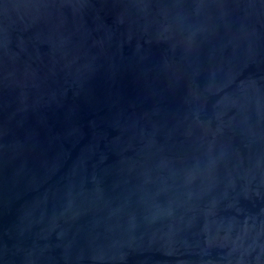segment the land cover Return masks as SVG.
<instances>
[{"label": "water", "instance_id": "water-1", "mask_svg": "<svg viewBox=\"0 0 264 264\" xmlns=\"http://www.w3.org/2000/svg\"><path fill=\"white\" fill-rule=\"evenodd\" d=\"M0 264H264V0H0Z\"/></svg>", "mask_w": 264, "mask_h": 264}]
</instances>
